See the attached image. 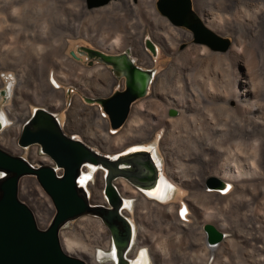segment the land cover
I'll return each mask as SVG.
<instances>
[{
	"label": "rangeland",
	"instance_id": "1",
	"mask_svg": "<svg viewBox=\"0 0 264 264\" xmlns=\"http://www.w3.org/2000/svg\"><path fill=\"white\" fill-rule=\"evenodd\" d=\"M111 1L100 6L101 8H88L85 0H0V26H4L0 28V59L5 63L0 64V87H3V81H6L5 75L11 74L13 78L11 99H6L0 92V112L6 111L9 116L15 112L19 118L26 109L43 107L41 103L46 104L49 100L59 99L60 94L52 89H55L54 82H70L68 78L81 68L80 63L89 61L86 53L80 52L82 47H97L110 53L129 50L139 65L153 68L154 76L145 95L132 104L124 126L114 131L113 135H107L109 141L102 143V149L106 154H116L119 151L121 153V150L128 146L149 143L156 147L162 160L164 174L171 183H174L167 203L158 206L145 204L142 196L133 190L130 179L123 176L114 179L113 184L118 191L123 184L136 195L132 197V210L124 212L135 226L134 245L139 248L149 242L152 249H159L165 256L160 261L162 264H187V262L206 264V260L211 257L213 258L210 264H264V183L256 184L259 180L257 177L228 181L219 176L227 164L238 169L244 168L245 171L255 169L254 173L257 176L261 175L264 172L262 161L264 153L251 149L205 152L195 142L199 141V133H203L201 128L178 123L180 111L169 107L168 104L173 92L169 69L172 66L176 67L180 76L186 73L183 78L185 79L188 76L186 70L189 49L194 45L207 46L184 40L186 44L181 48L182 41H179V38L171 47L165 38L168 36L166 33L169 31V26L172 25L163 16L159 15L166 22L157 15H154L152 20L146 21L139 0H131L132 4L138 7L136 10H131L125 0ZM155 2L156 0L154 7ZM193 2L206 25L201 15L199 0ZM112 3H119L118 7L115 6L116 4L113 6L116 7L114 10L117 13L113 17L109 16L112 8L109 6ZM147 25H151V33L154 36L162 33L159 35L163 39L161 46L153 42L156 46L155 54L145 42L142 44L139 41L150 39ZM119 28L121 31H130L132 35L124 38L118 32ZM212 31L229 41L228 50L207 48L214 53L228 52L234 39L214 29ZM118 36L120 37L117 38ZM116 42H118L117 48L109 49ZM142 49L147 53L143 52L147 60L141 53ZM194 74L193 79L200 83L201 78L198 76L201 73L198 69ZM56 110L60 112V108ZM170 110H174L175 114L169 115ZM6 118L7 122H2L0 125V148L21 156L31 163L51 164V159L42 154L37 145L21 150L16 146L14 150L3 144V140L10 144L15 137L17 138L20 130L18 122L9 124V119ZM187 132L189 134L192 132L194 135L190 136ZM188 155L192 156L191 161ZM100 167L101 169L98 168L91 182L88 183L91 196L87 199L92 205L108 206L105 200L106 193L104 194V177L108 168ZM210 176L225 181L228 185L227 191H225L227 185L225 188L208 185L207 179ZM31 177L23 176L19 180L20 198H23L25 192L24 187L27 183H24L25 179H30L28 187L41 197H46L50 202V208L55 209L51 198L37 180ZM33 198L35 202V197ZM184 205L189 211H185L183 215L181 213L182 218L179 220L176 209L184 211ZM36 220L41 229V221L38 218ZM86 221L100 223L104 233L109 235L103 217L97 212H88L67 220L61 226L60 243L63 242L67 232H72L71 237L79 242L85 241L87 233L94 237L96 225L83 227L82 223ZM205 223L215 225L226 234L220 241L218 250L213 253L210 252L209 246L205 252L207 244L203 230ZM107 247L109 244L104 247V251L108 250ZM143 250L147 251L146 248ZM104 251L101 249V252ZM72 256L76 257V255ZM175 256H181L183 260L179 261ZM77 257L85 264H89L82 257ZM208 262L209 260L207 264ZM99 264H110V259L105 257Z\"/></svg>",
	"mask_w": 264,
	"mask_h": 264
},
{
	"label": "bare ground",
	"instance_id": "2",
	"mask_svg": "<svg viewBox=\"0 0 264 264\" xmlns=\"http://www.w3.org/2000/svg\"><path fill=\"white\" fill-rule=\"evenodd\" d=\"M139 1L148 19L152 20L154 15L162 19V15L159 16L160 14L154 9V0ZM125 3L128 4L131 10H136L138 8L132 4L131 0H125ZM199 3L201 4V15L206 26L212 30L218 31V33L220 32L221 34L232 37L234 41L229 51L223 54L210 51L207 48L209 46L206 44L194 42L195 44L205 45L207 47L194 45L189 49L190 51L187 53L188 69L186 70V72L188 71V76L185 79L183 78L186 73L180 76L176 67L174 68V66H172L169 69L171 86L173 88L172 96L168 103L169 107L176 108L180 111L178 123H185L188 127L195 126L201 128L203 133L200 132V136L197 134L199 141L195 142L197 146L205 152H212L214 150L220 152L223 149H251L264 153V0H199ZM114 5L118 7L119 3H112L109 6V8L112 7L111 13L109 14V16L112 15L111 17L117 14L114 10L116 7L113 8ZM164 22H166V20H164ZM2 27L4 26H0V28ZM171 27L172 26H169V31L166 33V35H168L167 38L164 37L171 47L179 38L186 40L192 38V33L189 30V32H185L177 29L179 27ZM72 28L76 29V27ZM118 32H120V35L124 38L132 35L130 31H121L120 28ZM119 37L120 36L117 38ZM138 38H140V36ZM146 44L155 52L154 47L156 48V46L149 38H146ZM117 46L118 42L114 43L109 49H116ZM226 49L221 51H226ZM0 64L4 65V60L0 59ZM196 69L201 73V75L198 76V78H201L200 83H197V81L193 79ZM171 125L173 124L171 123ZM187 134L192 136L191 134L193 133L191 132V134H189V132H187ZM190 138L192 139V137ZM2 142L7 147L16 150L15 139L11 141L10 144L5 140ZM133 151H148L155 165L158 167L159 173L156 184L149 189H143L147 195L157 197L156 189L162 182V169L154 153V147L135 148L129 152ZM118 155L121 154H116L114 156ZM188 157L191 161L192 156L188 155ZM263 159L262 161L264 162ZM86 165L91 168L88 169L89 172H84L82 183L88 187V183L91 182L94 176L95 169L98 170L99 167L91 163H87ZM230 165L231 164H227L225 166L226 168L219 174L221 178L228 179V181L232 179L237 181L238 179L257 177L259 180L256 184L264 183V172L257 176L256 173H254L255 169L254 171H245L246 169L243 170L244 168L238 169ZM109 166L114 169H120L122 167V165L115 161L111 162ZM81 173L82 170L77 179L78 186ZM181 173L179 174L181 175ZM180 182H182V179H180ZM163 183L165 188V178H163ZM172 183H170L168 198H170L173 191L174 183ZM224 184L227 185L225 181ZM24 188L25 190L29 188L28 183L25 184ZM227 188L228 185L226 189ZM122 189L125 194L132 196L133 192L130 193L126 186H123ZM165 194L166 193H163L162 202L167 198ZM25 195L28 197L30 196L27 192ZM37 195L38 197L33 196L36 198L35 202L39 201L40 204L45 203L46 205L49 203L50 208V202H44L45 198L41 197L38 193ZM18 197L20 198L19 195ZM184 208L188 210L187 207ZM36 218L38 217H34L38 227ZM82 224L83 227L91 226L92 224L96 225L95 236L92 237L90 233H87L85 234V241L79 242L71 237L72 232H67L63 237V242L61 241L63 250L67 254L82 257L88 261L89 264H99L100 260L105 257L112 258V254L107 255L101 252V249L109 244L108 236L104 233L102 225L95 221H86ZM225 236L226 234L224 233V237ZM219 243H217V245H219ZM211 247L209 246L211 253L218 250L217 247ZM115 249L116 259H122V257L119 256L118 248ZM143 251L146 261L147 251ZM208 264L210 263L208 262Z\"/></svg>",
	"mask_w": 264,
	"mask_h": 264
},
{
	"label": "water",
	"instance_id": "3",
	"mask_svg": "<svg viewBox=\"0 0 264 264\" xmlns=\"http://www.w3.org/2000/svg\"><path fill=\"white\" fill-rule=\"evenodd\" d=\"M110 1L85 0L88 8L100 7ZM155 5L158 14L164 16L170 25L189 30L193 42L206 44L211 49L225 50L228 47L227 39L203 24L193 10L191 0H157ZM82 48L88 58L96 59L113 71L120 69L125 77L124 90H115L109 97L98 96L90 100L105 114L109 127L119 130L126 122L132 103L145 95V88L154 73L152 69L142 68L129 50L110 53L97 47ZM174 114V110L169 111V115ZM17 144L21 148L39 145L42 153L62 169V175L57 176L51 165L33 167L21 156L0 148V170L9 173L0 179V264H85L80 258L63 250L59 230L67 220L92 210L77 186L82 167L87 163L109 166L111 161L82 139L67 134L55 114L45 107H38L23 125ZM25 175L35 177L54 203L55 214L45 230L37 227L30 208L18 197V180ZM207 184L218 188L226 186L222 179L215 176H210ZM106 194L114 210L102 217L119 250V256H123L129 244L128 239L119 237L111 223L114 218L125 223L127 219L117 213L119 203L115 195L112 194L113 197L108 189ZM203 230L208 246L224 238V232L211 223H205Z\"/></svg>",
	"mask_w": 264,
	"mask_h": 264
},
{
	"label": "flooded vegetation",
	"instance_id": "4",
	"mask_svg": "<svg viewBox=\"0 0 264 264\" xmlns=\"http://www.w3.org/2000/svg\"><path fill=\"white\" fill-rule=\"evenodd\" d=\"M191 2H192L193 10L197 14V16L200 17L199 13L195 9V4H194L193 0H191ZM154 9H155V11H157L156 10V5H155ZM143 11H144V9H143ZM136 15H137V11H136ZM145 17H146V21H147L148 17L146 15V13H145ZM147 27L149 29L150 41L152 43L154 42V43L158 44L159 46H161V43H163L162 37L161 36H154L153 33H151L152 32V27L150 25H147ZM179 29H181V30H183L185 32L188 31L186 28H184L182 26L179 27ZM159 34L162 35V33H159ZM184 40H186V39H180L179 40V41H182L180 43V47L181 48H183L185 46V44H186V41H184ZM139 41H140V43L142 42V44H144V42L146 44V39L145 40H141L140 39ZM188 41H191L192 44L194 43L193 42V38H191ZM154 49H155V52H156V48L155 47H154ZM141 51H142L141 52L142 55H143V52L146 53L145 51H143V49ZM80 52L86 53L83 48L80 49ZM121 52H123V51H121ZM155 52H153V54H155ZM90 61H92L91 63H93L94 59L91 60L89 58V62ZM141 67L142 68L152 69V71H153V68H151V67H144V66H141ZM113 73L115 74L117 88H115V89L113 88L110 91V93L105 95L106 97L111 96L113 91H115V90H120L121 91V90H124V88H125V77L123 76L122 71L120 69H116V70L113 71ZM149 83L147 84V87H148ZM146 90H147V88H145V92H146ZM138 99H136L134 102H136ZM0 125H1V123H0ZM115 131H117V130H115ZM148 146L154 147V153H155L156 158L158 160V164H159L160 168L162 169V160L160 159V157H159V155L157 153V149H156L155 146H152L149 143H140V144H135V145H132V146H128L127 148L121 150V153H120V151H119V153L116 152V154H121V155H118V156H114L116 154H106L105 150L102 149V147L91 146L97 153L106 156L111 162L115 161V162H118L120 165H122V167L120 169H114V168H112L110 166H103V167L108 168V171L107 170L105 171V177H104V181H105L104 182V194L106 193V189H108L110 194L113 192L112 194H114L115 197L112 194L111 195L114 198H116L117 199L116 201L119 203V205L117 207V213H119L121 216H123V217H125L127 219V222L125 223L124 221H121L118 218H114L112 220L111 224L116 228L118 236L121 237L122 239H126L127 238L128 242H129V244H128L123 256H121L122 259L117 260L116 257H115V253H116V249L115 248H117V247H115V245L113 243L112 235H111V232H110V230L108 228V231H109V235H108L109 247H108L107 251H104V248H102V250L104 252H106L107 255L112 254L113 257L109 258L110 259V264H162V262H160V261L163 260L164 257H165V256H163L162 252H160L159 249H152L151 244L149 242L144 247H139L138 248L136 245H134V242H135V239H136L135 226L133 224V221L130 218L128 220V218L125 216L124 212L132 210V208H133L132 207L133 204H131L133 202V198L132 197H133V194H134V196H136V195H135V193L133 191H130V193L133 192L132 196H129L128 194H125L123 192L122 188H123V186H126V185L121 184V187H120L121 190L118 191L116 186L113 184V181H114V179L117 176H123V177H125L127 179H130L131 184L134 187L133 190L137 191L138 194L142 196V199L145 200L144 201L145 204L149 203L150 205H158L159 206V205H164L165 203H167V199H168V196H169V193H170V183H171V181L164 174L163 169H162V182L158 186V188L156 189L157 197H152L150 195H147V193H145L143 191V189H149V188H151L152 186H154L156 184L157 179H158V173H159L158 172L159 171L158 167L155 165V163H154V161L152 159V156H151V154L148 151H133V152H129V151H131V150H133L135 148H147ZM123 153H125V154H123ZM49 165H51L54 168L55 173L57 174V176L60 177L62 175V169H60L57 166H55L54 163H51ZM41 166H43V164L38 165V167H41ZM100 166H102V165H98V167L101 169ZM89 168H91V167L87 166L86 164H85L84 167H82L81 170H82L83 174L81 173L80 179L78 181V184H79L80 187L77 185L81 189L80 193L86 199H87V197L90 198V196H91L90 191H89V187L90 186L88 185V187H87V185L83 184L82 183V178H83L84 172L88 171ZM96 172H97V169H95L94 174ZM8 175H9L8 172L5 175H3V176L0 175V179H3L5 177H7ZM22 177H20L19 180ZM163 178H165V182H166V187L165 188H164ZM19 180H18V184H19ZM25 182L29 183L31 181H30V179H25L24 183ZM90 185H91V183H90ZM163 189H164V191H163ZM163 193H166L165 197H167V198H165V200L162 202ZM105 200H106V203L108 204V206H105V205H92L87 199L88 204L92 207V210L89 211V212H97L101 216H108L109 214H111V211L114 210V206L111 205V203H110V201H109V199L107 197V194H105ZM146 201H148V202H146ZM130 205H131V207H130ZM185 206L186 205H184V207ZM185 211L188 212L189 210H185V208H184V211H181L178 208L176 209V216L178 217V219L182 218L181 213H183ZM86 213H88V212H86ZM131 223H132V225H131ZM188 225L189 224H187V226ZM144 239L146 240L147 238L144 237ZM213 247H217V249H218L219 245H216V246H213ZM213 247H211V248H213ZM143 248L147 249V260L146 261H145V256H144V253H143L144 252ZM120 249H121V247H120ZM204 250H205V248H204ZM205 252H206V250H205ZM176 258H178L179 261L183 260V257H181V256H178V257L175 256V259ZM212 258L213 257H211V259ZM211 259H207L206 260V264H207L208 260H209V263H210ZM187 264H188V262H187Z\"/></svg>",
	"mask_w": 264,
	"mask_h": 264
},
{
	"label": "crops",
	"instance_id": "5",
	"mask_svg": "<svg viewBox=\"0 0 264 264\" xmlns=\"http://www.w3.org/2000/svg\"><path fill=\"white\" fill-rule=\"evenodd\" d=\"M143 57L148 59L144 54ZM80 65L81 68L68 78L70 82L58 81V87L52 88L60 94L59 99L40 105L55 114L67 134L82 139L90 146L102 147V143L109 141L107 135H113L114 131H111L107 118L97 105L90 100L117 88L115 74L110 67L97 61Z\"/></svg>",
	"mask_w": 264,
	"mask_h": 264
},
{
	"label": "built area",
	"instance_id": "6",
	"mask_svg": "<svg viewBox=\"0 0 264 264\" xmlns=\"http://www.w3.org/2000/svg\"><path fill=\"white\" fill-rule=\"evenodd\" d=\"M5 78H6V81H3V85H2L3 87H0V92L4 95V97L6 99L7 98L11 99V97H12L11 93H12V88H13V78H12L11 74L5 75ZM58 85H59L58 83L54 82V86L55 87H58ZM36 109H37V107L32 108V110L26 109L24 114H22L19 118H18V116H17V114L15 112L12 113L13 114L12 116H9L8 113H6V111L0 112V123L1 124H2V122L3 123L7 122V118L6 117H8V119H9V124H12L13 122H18L19 123L18 127H20V130L18 132L17 138L15 137V141H16L17 148L20 149V150H21V147L17 144L18 136L20 134V131H21L23 125L29 121L30 117L33 115V113H34V111ZM102 115L104 117H106L104 113H102ZM111 131H115V130L111 129ZM33 145H37V144H33ZM37 146H38L40 152L42 153V151L40 149V146L39 145H37ZM26 161L33 167H38V165H40V164L31 163L28 160H26ZM6 173H7L6 171L0 170V175L1 176L5 175ZM26 176H30V175H26ZM26 176H24V177H26ZM26 192H27V194H30L29 197L25 195ZM33 196L38 197L36 191L31 189V188H28L23 193V198H19V199L21 201H23L30 208V210H31V212H32L34 217H38L41 220V230H45V229H47L49 227V225H50V223H51V221L53 219V216L55 214V209H50L49 208V203H48V200H47L46 197H44L45 198L44 202H47L48 203L47 205L45 203L40 204L39 201L34 202ZM215 245H217V244H214V245H211V246H215Z\"/></svg>",
	"mask_w": 264,
	"mask_h": 264
},
{
	"label": "snow or ice",
	"instance_id": "7",
	"mask_svg": "<svg viewBox=\"0 0 264 264\" xmlns=\"http://www.w3.org/2000/svg\"><path fill=\"white\" fill-rule=\"evenodd\" d=\"M230 187V186H229ZM225 191H227V189H225ZM182 215H183V213H182Z\"/></svg>",
	"mask_w": 264,
	"mask_h": 264
}]
</instances>
